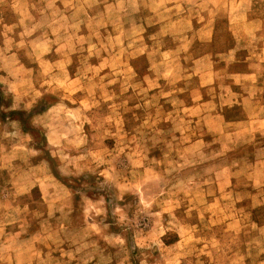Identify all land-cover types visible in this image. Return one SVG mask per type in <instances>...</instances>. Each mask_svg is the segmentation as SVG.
I'll return each mask as SVG.
<instances>
[{
    "label": "rangeland",
    "instance_id": "1",
    "mask_svg": "<svg viewBox=\"0 0 264 264\" xmlns=\"http://www.w3.org/2000/svg\"><path fill=\"white\" fill-rule=\"evenodd\" d=\"M0 264H264V0H0Z\"/></svg>",
    "mask_w": 264,
    "mask_h": 264
}]
</instances>
